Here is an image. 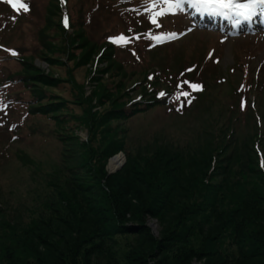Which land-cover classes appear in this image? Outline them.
Instances as JSON below:
<instances>
[{
	"label": "trees",
	"instance_id": "16d2710c",
	"mask_svg": "<svg viewBox=\"0 0 264 264\" xmlns=\"http://www.w3.org/2000/svg\"><path fill=\"white\" fill-rule=\"evenodd\" d=\"M27 1L29 10L14 12L0 0V100L10 122L0 135V165L18 160L45 177V188L30 205L22 198L11 202L0 184V264H94L92 255L108 264H148L140 247L166 264H192L193 256L214 260L209 264H264V101L260 94L250 98L259 84L248 77L233 84V102L218 112L216 103L207 108L185 138L135 144L128 123L138 115L185 117L209 97L213 79H194L202 62L168 67L169 55L149 41L173 26L163 19L159 33H152L141 0H41L40 17V0ZM122 34L130 39H109ZM71 62L97 82L92 95L73 71L70 77L58 74L72 70ZM189 79L203 90L177 88ZM66 82L76 89L80 113L59 93ZM82 126L89 130L87 142L76 133ZM41 134L61 147L45 173L18 142ZM246 147L251 152L239 154L234 164L233 153ZM120 151L127 162L113 184L104 168ZM236 169L240 177L233 179ZM119 182L140 204L126 199ZM146 215L160 220V236L152 234Z\"/></svg>",
	"mask_w": 264,
	"mask_h": 264
},
{
	"label": "rangeland",
	"instance_id": "374dc122",
	"mask_svg": "<svg viewBox=\"0 0 264 264\" xmlns=\"http://www.w3.org/2000/svg\"><path fill=\"white\" fill-rule=\"evenodd\" d=\"M40 4L41 0L39 4L37 1L35 6L38 17L41 16ZM160 6L161 5L158 6V9ZM152 15H156V12L153 11L151 5H149L148 8H145L143 11L142 16L151 21ZM180 15L182 16L177 14L176 16H178V18L176 17L173 19L174 17H171L164 21H167L169 26H174V28L177 29L187 26L184 36L165 47L164 45H156L155 47L158 48L157 50L162 51H159V54H162V56H164V54L167 56L169 55L170 61L168 67L171 69H180L181 65H183L182 63H186L187 60L188 62H193L194 60L202 62V64L195 70L198 71L195 72L197 77L194 79H197L199 74L204 78L209 77L210 79H213L212 84L209 86L211 87L210 94L208 95L209 97L204 98V100L199 99L200 105L191 111L189 110L185 117L171 118L165 116V118H161L160 116L153 114H149L147 117L138 115L134 120L132 119V121L128 123V126L131 127L130 137L135 141V144L145 143V138H147L150 141L152 140L154 142L153 144L162 146L164 140L174 141L178 140V138L187 137V135L190 134L191 129L197 125L200 118H202L203 115H207V112H204L207 108H212V105L216 103L214 109L217 111L222 106H225V104L233 102L234 96H231L233 84L242 83L247 77L249 81L253 79V82L259 84L258 90L253 91L250 94L251 100L254 99L256 94H260L264 101V89H260L264 88V15L254 17L253 31L241 33L235 32L231 29L224 31V28L220 26L206 25L202 22V18H200L199 13L196 12L195 8L189 5L184 6V10ZM25 28H28V26H25ZM189 28H191L192 31H188ZM226 28H228L227 24ZM171 31L173 30L171 29ZM176 31L177 30L173 32ZM26 41L28 43L31 42V38L27 37ZM213 47L216 48L214 60L213 58H210L207 61L206 56L208 51ZM38 64L40 63L38 62ZM43 66L47 67V64L43 63ZM70 66L72 70L58 69V74L64 77H70V71H73L77 82L85 83L86 95H92L93 88L98 85L97 82L90 80L89 74L84 68L78 69L72 62L70 63ZM257 72H259V74H257ZM223 76L228 78V84L224 79L219 81L216 80V78ZM107 78L108 75L105 76V79ZM59 93H63L66 97L68 101L67 104L70 108L77 113L82 112L83 106H78L73 102L76 100V89L73 83L66 82L65 87L59 91ZM216 97H219L222 101ZM94 103H96V99ZM100 108L103 107L97 106L96 109ZM2 118L4 117H1L0 119ZM9 125V120H1L0 135L8 131ZM76 133L81 142H87L89 140V130L87 127L82 126L78 128ZM18 142L24 147V150H27L32 157H35L42 164V170L41 172L39 171L40 173L52 170L49 162L54 158L58 159L61 149L60 145L54 138L51 140L44 134H41L37 137L26 138L25 140L21 138ZM249 151L251 152V148L246 147L242 152L241 148H238L237 151L233 153L234 156L231 160L234 163L238 160L239 154L243 153L245 155ZM112 157L106 162L104 169L106 171V177L112 176L111 183L114 184L117 179L115 175L125 166L127 157L125 155L124 162L120 168L117 167L114 170H110L108 165ZM234 171L235 174L232 178L234 179L237 176L240 177L238 170L236 169ZM33 172V168L22 166L18 160H14L13 162L8 163V165H0V184L3 186L5 196L13 199H10L11 202L22 198L23 200L25 199L28 201L30 205L35 203L32 198L34 199L36 197V191L40 190L39 193H41L43 187L45 188V186H43L45 183V177L43 175L41 176V174H33ZM118 185L119 187L122 186L123 190H126L124 195L129 202L133 201L134 203L140 204L139 197L133 195L128 184L119 182ZM179 192H181L178 194L180 198H185L184 194L187 195L186 191L182 192V190H180ZM146 216V224L150 227L152 234L160 236L163 229L160 220L151 215ZM152 223H155L156 226H152ZM139 250L143 251L142 255L148 259V264H166L163 256L159 254L157 255L149 249H142L140 247ZM91 257L94 264H108V260L101 258L99 255H92ZM192 259V264L215 263L214 260L207 259L206 257L200 258L193 256ZM159 260L163 262L161 263ZM251 264H253V262H251Z\"/></svg>",
	"mask_w": 264,
	"mask_h": 264
},
{
	"label": "snow or ice",
	"instance_id": "6c2138e0",
	"mask_svg": "<svg viewBox=\"0 0 264 264\" xmlns=\"http://www.w3.org/2000/svg\"><path fill=\"white\" fill-rule=\"evenodd\" d=\"M7 2L12 5L13 8L29 10V6L23 3V0H7ZM67 0H64L66 4ZM143 3L148 8L151 5L153 11L156 15L151 18V23L157 27H161L158 23V18L167 15H177L183 12L184 6L189 5L195 8L200 13H206L208 15H220L225 18L235 17V25L240 26L243 22H250L254 17L258 15H264V0H143ZM159 5H166L165 8H159ZM63 24L65 27L69 26V16L65 14L63 18ZM188 31H192L191 28ZM165 37H176L177 33H162ZM112 42H127L130 38L125 35H120L119 37H109ZM139 39V36L136 37ZM159 40V37H156ZM159 42L163 43V40ZM2 47V46H0ZM12 55H17L14 50H8ZM191 70V69H190ZM188 84L193 90H203V85L191 83L190 81H183L177 85L178 89H183L184 85ZM160 97H165L167 94L164 92L159 93ZM181 96L187 98L190 96L188 91H181ZM179 99V97H177ZM188 104H191V100H187ZM8 105L3 100H0V111L6 110ZM183 107V105H181ZM261 166L264 167V156H262Z\"/></svg>",
	"mask_w": 264,
	"mask_h": 264
},
{
	"label": "bare ground",
	"instance_id": "6f19581e",
	"mask_svg": "<svg viewBox=\"0 0 264 264\" xmlns=\"http://www.w3.org/2000/svg\"><path fill=\"white\" fill-rule=\"evenodd\" d=\"M123 162H124L123 156L120 154H117L113 158H111L108 168L110 170H114L117 167L121 166ZM152 226H156L155 223H152Z\"/></svg>",
	"mask_w": 264,
	"mask_h": 264
},
{
	"label": "water",
	"instance_id": "95a60500",
	"mask_svg": "<svg viewBox=\"0 0 264 264\" xmlns=\"http://www.w3.org/2000/svg\"><path fill=\"white\" fill-rule=\"evenodd\" d=\"M118 154H120V155H122L123 156V158L125 159V155H124V153L123 152H119ZM117 155V154H116ZM114 157V156H113ZM112 157V158H113ZM121 166H119L118 168H120Z\"/></svg>",
	"mask_w": 264,
	"mask_h": 264
}]
</instances>
